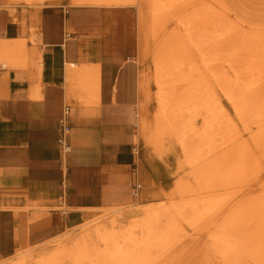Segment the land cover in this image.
I'll return each mask as SVG.
<instances>
[{
	"label": "bare ground",
	"instance_id": "obj_1",
	"mask_svg": "<svg viewBox=\"0 0 264 264\" xmlns=\"http://www.w3.org/2000/svg\"><path fill=\"white\" fill-rule=\"evenodd\" d=\"M236 3L240 9L262 7L232 17L226 0L73 1L147 6L148 23L142 25L150 29L153 74L139 57V136L148 145L178 140L196 184L177 181L168 196L177 194L179 202L139 204L128 224L117 223L118 215L80 223L72 227L82 226L80 235L66 236L67 243L38 255L27 247L0 264H163L156 261L163 255L158 252L183 239L185 228L208 244L199 264H264V0ZM13 45L0 41L2 67L26 69L15 52L19 44ZM143 45L141 55L148 41ZM34 52L40 77L42 55ZM91 69L79 72L67 62L66 83L77 76L84 83ZM152 85L151 120L146 106Z\"/></svg>",
	"mask_w": 264,
	"mask_h": 264
},
{
	"label": "crops",
	"instance_id": "obj_2",
	"mask_svg": "<svg viewBox=\"0 0 264 264\" xmlns=\"http://www.w3.org/2000/svg\"><path fill=\"white\" fill-rule=\"evenodd\" d=\"M69 23L48 28L54 40L48 29L41 33L40 77L36 66L0 70V259L80 224L100 208L137 198L134 186L143 182L145 166L134 151L135 61L106 56L101 41H87L80 50L66 30ZM67 62L79 72L93 68L84 83L79 76L66 83ZM96 78L99 90L89 95ZM67 106L71 149L65 155L59 138Z\"/></svg>",
	"mask_w": 264,
	"mask_h": 264
},
{
	"label": "rangeland",
	"instance_id": "obj_3",
	"mask_svg": "<svg viewBox=\"0 0 264 264\" xmlns=\"http://www.w3.org/2000/svg\"><path fill=\"white\" fill-rule=\"evenodd\" d=\"M74 0H0V41L12 42L14 47L17 43L16 49L17 57L26 60L27 68L36 66L35 54L41 45V33L46 34V30L55 25L57 27L64 26V22L71 21L66 30L72 32L74 41L81 45L87 41L92 43L102 42L106 46V56L111 54L123 57L124 61L131 58L135 61L138 68V75L136 78L138 89L139 70L143 66L138 60L141 57L145 61V68L148 67L149 76L153 74V46L149 32L145 31V25L148 23L146 13L147 6L138 7L136 5L124 6H108V5H75ZM230 9V15L236 16V12L243 10L245 12H257L262 6L257 3L255 6L248 5V9H240L237 0H226ZM237 6V7H236ZM108 10L109 12H107ZM229 13V10H228ZM70 24V23H69ZM49 30V29H48ZM50 38L54 40L55 34L52 30L48 32ZM21 38L22 40H18ZM97 38L98 41L95 39ZM147 38V39H145ZM150 38V41H149ZM96 40V41H95ZM148 41V47L145 53L141 55V42ZM22 43L23 45H21ZM16 45V46H15ZM144 46V45H143ZM39 52V51H38ZM143 52V51H142ZM141 55V56H140ZM4 69L0 63V70ZM147 70V72H148ZM100 78L99 76H96ZM94 79V83L90 86L89 95L99 90L98 80ZM151 99L147 104L146 111L152 120L155 112V86H151ZM138 101L135 108V146L139 151L140 163L145 166L143 168V189L137 198H130L129 201L100 208L98 212L91 215L90 218L82 220L81 223L90 221V224L97 222L111 221L114 215H118L117 223L128 224L138 216L135 214L139 210V204L152 202L155 205L168 206V204L179 202V196L173 195L172 198L168 196V192L176 186L177 181H184L188 183L196 182L192 176H189L192 166L188 164V155L184 152L182 145L178 140L172 138H165L160 143H153L148 145L142 136H139V118ZM191 168V169H190ZM66 171L64 169L63 173ZM59 209L67 210L66 205H61ZM188 227V226H187ZM82 226L76 228H67L54 237H49L40 242H35L28 247L33 246L35 253L40 254L47 248L59 246L63 238L71 235H80ZM188 232L183 239H179L177 243L166 251H160L163 255L157 257V260L165 262L163 264H199L200 257L204 252H207L208 244L205 241H197L192 236L190 228H185ZM204 239V238H202ZM63 241L61 244H65ZM206 243V245H205ZM207 248V249H206ZM16 250L13 254L4 259L11 260L23 250ZM163 250V249H162ZM168 258V259H166Z\"/></svg>",
	"mask_w": 264,
	"mask_h": 264
},
{
	"label": "built area",
	"instance_id": "obj_4",
	"mask_svg": "<svg viewBox=\"0 0 264 264\" xmlns=\"http://www.w3.org/2000/svg\"><path fill=\"white\" fill-rule=\"evenodd\" d=\"M69 112H70V108L67 106L65 108V111H64V114H63V117L61 119V135H60V138H59V142L62 146V149H63V153L66 155L70 152V145L68 144V136L70 134V131H71V126H70V123L68 122V116H69ZM135 152H138L137 148L134 149ZM142 183L141 182H136L135 186H134V189H133V193L136 197L139 196V193L142 189ZM65 197L63 196L61 198L62 202H64V199Z\"/></svg>",
	"mask_w": 264,
	"mask_h": 264
}]
</instances>
